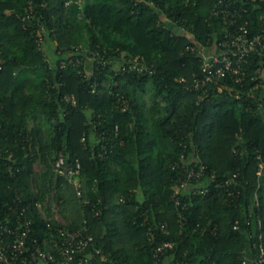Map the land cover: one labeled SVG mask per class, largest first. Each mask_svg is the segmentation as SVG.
Wrapping results in <instances>:
<instances>
[{"label":"trees","instance_id":"trees-1","mask_svg":"<svg viewBox=\"0 0 264 264\" xmlns=\"http://www.w3.org/2000/svg\"><path fill=\"white\" fill-rule=\"evenodd\" d=\"M216 2L0 0V221L20 200L34 220L29 242L47 249L56 213L68 230L93 237L86 251L66 259L51 245L55 262L41 264H250L245 257L257 251L249 244L261 235L264 246V122L242 95L246 87H211L208 96L187 88L202 74L194 47L213 45L224 28L210 16ZM247 7L256 16V5ZM77 45L107 63L90 79L77 66L58 69ZM135 57L144 71L128 70ZM183 145L199 149L216 180L237 174L239 193L226 202L214 184L204 195L184 190L181 226L172 166ZM60 153L80 162L79 186L56 174ZM164 242L173 249L156 255Z\"/></svg>","mask_w":264,"mask_h":264},{"label":"built area","instance_id":"built-area-1","mask_svg":"<svg viewBox=\"0 0 264 264\" xmlns=\"http://www.w3.org/2000/svg\"><path fill=\"white\" fill-rule=\"evenodd\" d=\"M137 2L142 0H136ZM70 1L66 2V6ZM151 8L155 9V5L149 2ZM247 5H256V16L253 17V9H249ZM82 13L79 14V17ZM163 21L172 24L171 20L163 15ZM210 16L220 18L224 24V28L217 35L219 39L213 41V45L194 47L196 54L202 59L201 71L199 77L192 79L191 86L188 89H194L203 95L210 94L209 88L214 87L218 93L227 90L231 93L235 87H246L243 96L249 99L250 105L255 106L256 114L264 122V0H217L210 12ZM183 32L181 29L180 33ZM192 38L191 35H188ZM99 53L94 50L83 47L82 45L72 46L67 53L66 61L61 60L58 69L64 70L69 65L79 67L78 73L90 79L98 68L106 66L105 61L98 60ZM128 70L142 72V58H132ZM48 61V60H47ZM55 63H49V68L55 67ZM57 67V66H56ZM181 81V79L179 80ZM222 81V82H221ZM98 84H90L92 92H95ZM237 97H239L237 95ZM64 100L73 106L77 104L73 95H64ZM240 98V97H239ZM121 108L124 110L127 103L121 97ZM117 130V127H115ZM186 146L183 145V151L178 161L173 163L172 169L176 170L178 177L172 186V198L178 207V220L180 225L184 219L182 212L185 211L186 205L181 200V192L188 190L194 195H204L209 192L210 184H214L212 188L223 189L226 202H233L237 199L238 175L234 174L231 178L224 181H218L214 174H208V168L201 162L199 149L195 146L187 152ZM260 160V156H257ZM263 164H259L258 175H261ZM54 169L58 177L74 184L81 174V164L78 160L69 163L66 162L64 156L60 153L54 162ZM79 181V180H78ZM75 185V184H74ZM79 186V185H78ZM228 200V201H227ZM87 203V200L84 201ZM17 206L9 207L4 215L2 222L0 221V264H14L20 260L23 264H41L42 262H55L52 255L47 249L53 247L59 251L61 257L65 258L71 255H79L86 251L93 237L88 234V230H68L65 223L57 215L53 221L56 222L55 228H52V219L46 217V213L40 203H35V210L39 218L47 221L46 227H50L48 237L44 243L49 244L47 249L37 244L36 240L29 242V235L32 227H34L33 218L27 215L29 206L21 205V201H17ZM21 205V206H20ZM10 214L15 215V220L10 219ZM259 229L261 227H258ZM163 233H167L165 227H162ZM202 230V229H201ZM262 236H258V244H249V248L256 250L255 253H248L244 263L251 260H259L260 264L264 261V246L262 244ZM173 242H164L156 248V255L163 254L165 251L173 249ZM98 252L97 249H93ZM247 259V260H246ZM82 262V259H80ZM85 260V259H84ZM64 262L61 261V264Z\"/></svg>","mask_w":264,"mask_h":264},{"label":"rangeland","instance_id":"rangeland-1","mask_svg":"<svg viewBox=\"0 0 264 264\" xmlns=\"http://www.w3.org/2000/svg\"><path fill=\"white\" fill-rule=\"evenodd\" d=\"M46 46H49V47H50V50H51L52 54L54 55V53H53V51H54V46L52 45V43H51L50 41H47V42H46ZM151 92H152V89H149L148 92H147V96H149V95L151 94ZM146 101H148V97H146ZM36 169H37V170L39 169L38 164L36 165ZM56 174H57V173H56ZM74 184H75L76 186H78L80 183H79V181L77 180L76 183H74ZM56 215H57L61 220H63V218L61 217L60 214H57V213H56ZM63 221H64V220H63ZM64 223H65V221H64Z\"/></svg>","mask_w":264,"mask_h":264}]
</instances>
